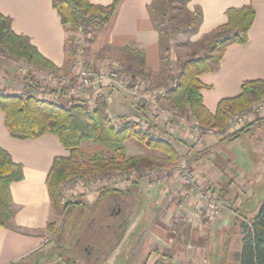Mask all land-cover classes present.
Segmentation results:
<instances>
[{
	"label": "crops",
	"instance_id": "0c3cea01",
	"mask_svg": "<svg viewBox=\"0 0 264 264\" xmlns=\"http://www.w3.org/2000/svg\"><path fill=\"white\" fill-rule=\"evenodd\" d=\"M89 1L108 5L113 0ZM152 2L153 0H118L115 11L105 26L96 33L89 49L120 56L122 49L129 46L144 53L146 72L153 75L161 72L163 76L172 69L175 71L178 60L169 59L170 63L166 67L165 60L162 59L160 34L150 15ZM247 4L252 5L255 11L254 21L248 30V40L243 44L229 45L218 68L199 76L204 84L200 90L202 101L212 113L216 111L222 98L232 97L240 92L243 81L264 78V0H188L185 4L189 12L200 13L199 24L192 40L201 38L225 23L227 8ZM0 13L11 18L12 30L29 37L43 56L58 67L66 64L67 33L52 0H0ZM9 68L12 69L10 66ZM26 83L13 72L3 89L9 92L26 90ZM111 97L109 108L112 114L122 116L131 113L137 117L144 116L160 131H166L167 128L161 121L146 117L144 109L136 106L127 91L114 90ZM257 118L247 132L235 138H224L223 135L212 133L193 141L185 137L178 126L172 127L173 133L169 141L177 150L178 156H187L194 173L212 189L222 196L233 198L231 208L225 210L220 217L210 224L199 221L190 223L192 206H181L179 198L173 196L169 188L162 184H149L145 179L138 180L126 191H95L88 194V199L93 201L95 208L87 211L78 204L75 210L80 208L82 213H96L99 204L103 205L112 198L125 200L131 207L130 210L127 209L130 218L126 230L108 255L104 253L98 259L89 255L84 258L70 255L64 259L60 245L53 237L50 238L53 233L55 235L56 228L49 230L47 227L48 223L56 220L57 214L48 195L46 176L53 159L56 156H67L69 152L53 134H45L36 139H17L10 136L0 110V148L5 149L14 162L20 163L23 171L22 179L9 184L13 216L10 228L0 226V264H116L124 252L133 255L147 241H150V245L146 246L149 251L157 255L156 250L159 249L162 254L173 259L174 263L190 264L189 260L194 259V254L198 253L203 264H226L225 252L235 234L241 244L243 225L236 217L239 215L251 219L262 202L257 200L254 204L250 203L253 199L252 193L250 194L251 181L252 187L255 188L256 185L251 180L254 177L247 179L253 174L256 175V168L264 169V160L254 163L249 156L252 146L261 155L264 154V137L253 145L255 130L264 126V113ZM241 136H246L251 143L249 141L243 145ZM90 142H82L80 150L83 144ZM147 152L144 147L138 153ZM153 153L159 155L157 151ZM141 185L148 190L149 205L138 211L130 197L127 198L124 194L131 195L129 193L139 189ZM261 185H264V176L260 181ZM84 197L82 193L80 198ZM243 210L245 214L242 213ZM77 222H80L79 219ZM238 225L241 234L237 233ZM82 231L80 228L77 230L79 233L76 239ZM135 231L140 233L137 243L131 237ZM84 247L82 253H85Z\"/></svg>",
	"mask_w": 264,
	"mask_h": 264
},
{
	"label": "trees",
	"instance_id": "16d2710c",
	"mask_svg": "<svg viewBox=\"0 0 264 264\" xmlns=\"http://www.w3.org/2000/svg\"><path fill=\"white\" fill-rule=\"evenodd\" d=\"M187 1L182 0L184 6ZM117 4L118 0H113L108 5L93 4L89 0H52V5L67 33L66 64L62 67H58L43 56L29 37L15 33L11 28V18L0 13V53L6 60L28 61L41 68L64 72L71 62L73 32L80 29L84 34L86 42L84 50L87 51L96 33L109 21ZM154 4L155 0L149 9L154 27L160 34V40L186 29L195 32L200 13L194 14L186 9L187 20L171 24L163 16L160 20L153 17ZM225 14L226 22L194 42L195 49L191 47V52L178 60L176 70L167 74L175 80V85L167 89L164 98V103L169 108L196 120L204 130L213 129L220 134L226 132V122L232 114L245 110L264 97V78H258L243 81L240 92L235 96L222 98L214 113L210 112L202 101L200 90L204 84L199 76L218 68L229 45L243 44L248 40V30L255 18L254 7L250 4L229 7ZM163 45L161 40V46ZM197 49L200 51L196 52ZM120 58L127 62L128 68L132 66L137 69L133 71L134 73L145 75L143 52L126 46L122 49ZM162 59L168 67L170 62L168 49L165 47L162 49ZM164 82L165 80H161L159 83ZM25 87L29 92L25 96L6 93L0 89V110L10 136L17 139H36L45 134H53L68 150L67 156H56L53 159L46 176L48 195L57 214L63 213L68 205L74 207L71 211L73 212L75 206L80 204L75 202L62 205L60 202L62 187L69 178L102 177L130 169L164 167L173 164L179 158L177 150L169 140L143 132L136 128L134 123L113 125L106 114L107 106L103 99L98 100L96 106L90 110L82 102L67 98L68 91L65 87L51 91L53 100L37 98L38 87L32 81H28ZM62 98L67 99V104L60 102ZM253 123L254 121H250L238 130L226 133L224 138H235L247 132ZM130 139L142 144L148 152L128 153L126 142ZM84 141L99 144L108 150V153L97 151L88 156L83 155L80 146ZM153 151L159 152V155H155ZM22 177V165L14 162L10 154L0 148V226L11 227L13 210L10 206L9 184ZM242 225L238 264H264V198L257 213L250 219V224ZM54 226V222L47 225L49 230ZM74 226V230L77 231L80 223L75 222ZM116 244L109 247L105 255L112 252ZM161 257L153 264H166Z\"/></svg>",
	"mask_w": 264,
	"mask_h": 264
},
{
	"label": "built area",
	"instance_id": "2783aa9c",
	"mask_svg": "<svg viewBox=\"0 0 264 264\" xmlns=\"http://www.w3.org/2000/svg\"><path fill=\"white\" fill-rule=\"evenodd\" d=\"M86 42L84 34L80 29L72 34V55H71V76L64 75L53 70L38 67L32 63H27L23 71H30L32 81L37 85L36 93L39 99H49L51 97L48 92L51 88L58 90L65 87L68 91V98L82 102L88 109H93L98 100L102 99L106 104V114L113 125H121L129 122L134 123L136 128L143 132H147L159 138L167 139L163 134L159 133V129L155 124H150L144 117L116 116L110 111L111 96L110 89L115 87L127 90L133 95L135 104L141 106L149 112V114L161 121L168 136L173 126L181 128L184 136L196 141L200 137L208 133H215L213 129L204 130L201 125L194 119L169 108L164 103L167 95V89L175 85V80L171 77L165 78V82L155 83L141 75L130 73L119 60L102 56L96 57L85 52ZM103 66V67H102ZM103 71H99V68ZM3 92H9L3 89ZM104 90V91H103ZM106 90V91H105ZM20 95H27L28 90H20L16 92ZM45 94V95H44ZM264 111V100H258L249 108L232 114L226 122V132H234L244 126L249 121L260 115ZM220 135V134H219ZM150 177L154 179H150ZM145 179L151 184L159 182H167L173 188L171 194L177 196L182 203L187 200L193 202L196 206L205 208V217L209 220L219 215L221 208L225 207L229 201L226 197H222L213 192V189L205 183L190 168V160L187 156H180L176 163L171 167H151L148 169H130L121 173L110 176L98 177H72L63 185L62 201H72L74 198V190L86 186L98 192L103 189L124 190L138 180ZM68 184H70L68 186ZM68 186V187H67ZM66 195H65V193ZM82 194V192H80ZM69 198L65 199V196ZM72 197V198H71ZM207 214V215H206ZM248 224H250L248 222Z\"/></svg>",
	"mask_w": 264,
	"mask_h": 264
},
{
	"label": "rangeland",
	"instance_id": "374dc122",
	"mask_svg": "<svg viewBox=\"0 0 264 264\" xmlns=\"http://www.w3.org/2000/svg\"><path fill=\"white\" fill-rule=\"evenodd\" d=\"M154 6H155V10H154L153 17L157 18L159 20L161 19V16H163V17H165V20L168 21L169 23L179 24V23L185 22L188 18L187 17L188 11L186 10L185 6L183 5L182 0H167L166 2H165V0H155ZM193 34H194V31L192 32V30L186 29V30H183L180 32H175L170 37H162L161 38L162 44H164L163 46L168 49L169 59L172 58L173 61H174V59L179 60V59L187 56V54H189L191 52V47H192V49H195L193 43L198 41L200 38L197 40H192ZM163 46H162V49H164ZM199 51L200 50L197 49L196 52H199ZM85 52H87L89 55L96 56V57L109 56V57L115 58L117 60L120 59L119 62H121L124 65V67L130 73H134L133 71L137 70L135 67H132V66L128 68L127 62L126 63L123 62L122 59L120 58V56H113V55H109L107 53H101V52L99 53L98 51H92L89 48ZM5 60L6 59L0 53V87L1 88L9 80V78H11V75L13 74V72L15 75L21 76V78L24 79L26 82L32 81V75L29 74L30 71L24 72L23 68H22V67H25V65L28 63V61L6 60L7 61L6 62ZM3 61H5V62H3ZM6 63H7V65H6ZM9 66L12 67V69H10ZM102 67L99 68V71H103ZM72 71L73 70H72L71 64H69L66 71H64V72L59 71V73H63L64 75H69V74L71 75V73H73ZM172 72H174L173 69L171 70L170 74ZM134 74H136V73H134ZM144 74L145 75H141V77L143 76L144 78H147L150 81H153L155 83H159L161 80H164L165 78L169 77V75H167V74L162 76L161 72L153 75V74H150V72H146L145 70H144ZM137 75H140V74H137ZM72 76L73 75H71L69 77L72 78ZM53 90L55 91V89L51 88V90L48 91L51 93V97L49 95H46L49 98H52V100L54 99V96L51 92ZM114 90L118 91V90H125V89L118 88V87H115L114 89L112 88V89L108 90V91H110V96L112 95V92ZM6 91H8V90H6ZM125 91H127V90H125ZM128 93L131 95L130 92H128ZM68 97L69 96L67 94V98ZM131 97L133 99V95H131ZM42 99H44V98H42ZM44 100H49V99H44ZM259 100H261V101L264 100V97L259 99ZM111 101H112V97H111ZM133 101H135V99H133ZM60 102L63 104H67V99L62 98V99H60ZM141 105L142 104H140V103L138 104V106L142 107ZM136 106H137V104H136ZM143 109L146 112V117L148 116V118L150 117L152 120H156L155 118H153L149 114L147 109H145V108H143ZM111 113H112V111H111ZM262 113H264V111ZM127 116L130 117V116H133V114L129 113L127 115H122L121 117H127ZM258 116H255V118L252 119V121H255L256 119H258L257 118ZM138 117H141V116H138ZM142 117H144V116H142ZM179 129H181V128L179 127ZM159 133L163 134L167 138V140H171L170 135L173 133V130L170 131L169 136L162 131H159ZM226 133H228V132H224L222 134L215 132L214 134H218V135L220 134V135L224 136ZM208 134H210V133H208ZM205 135H207V134H205ZM263 137H264V126L259 127L255 130V132L253 134V145L257 144V140H261ZM244 139H246V136H241V141H243L242 142L243 145L246 144V142L248 143L250 141L248 138L246 140H244ZM133 142H135V139H130L126 142V146L128 145L126 148L128 153H138V152H141L144 150V147L142 145H139L138 143H133ZM250 143H251V141H250ZM97 151L108 153V150L103 148L101 145L95 144L93 142H90V144H83V146L81 147V153L83 155H86V156L91 155ZM249 156H250V159L252 161H254V163H257L258 161L262 162L264 160V154L261 155L260 152L258 150H256L254 146L250 147ZM175 163L176 162H174L171 165L164 166V167L169 168L172 165H174ZM190 168L192 169L191 163H190ZM146 169H148V168H146ZM192 171H193V169H192ZM254 172H257L256 175L250 174L251 177L250 176L247 177V179L254 177V179H251V180H254L255 185H256L255 188L252 187L253 183L251 181L250 194L252 193L251 195L253 198L250 202L251 204L256 203L257 200H263V198H264V185L260 186V181L264 176V169L256 168ZM195 175H197V174H195ZM151 179H154V178L150 177L149 180H151ZM66 181L64 182V184L66 183ZM149 184H151V183H149ZM155 184L164 185L166 188H169L170 193L173 191V188L170 185H167L166 181L155 183ZM69 185L70 184H68V186ZM131 185H129L128 187H130ZM128 187H126L124 190L126 191ZM62 190H63V187H62ZM124 190H121V191H124ZM80 192H82L85 195L84 199L80 198V196L82 195ZM92 192H94L93 189L88 188L86 186H83L81 188L77 187V189L74 190L75 195L73 196L74 199L72 201L63 202L62 198H61L60 202L62 205H67L69 203L78 202V203H80L79 204L80 208H83L84 210L90 211L89 209L96 207V205L95 206L92 205L93 201L88 199V194H90ZM213 192L219 196H222L218 192H216L214 189H213ZM64 193H65V191H64ZM129 194H131V195L124 194V196L127 198L130 197V199L134 202V204L136 206V208H135L136 210H138V211L141 210L143 208V206L146 208L148 207V205H149L148 190L146 188H144V186H142V185L139 186V189L132 190ZM65 195H66V193H65ZM61 196H62V193H61ZM131 196H132V198H131ZM222 197H226V196H222ZM67 198H69L68 195L65 196V199H67ZM226 198L228 199L229 203L225 207L221 208L219 215H217L216 218H213L212 220H209V218L207 216L205 217V211H204L205 208L196 206L190 200H187L184 203H182V201H180V203H181L180 205L181 206L182 205L192 206V211H191V213H192L191 221L192 222L190 221V223H193V221H199L202 224H205V223L210 224L212 221H214L215 219L220 217L222 215V213H224L225 210L230 209L231 206L233 205V198L228 196V195ZM121 202H122V204H124L126 206L127 209H129V210L131 209V207H129V204H127L125 200H121ZM107 205L108 204L106 202L103 205L99 204V206L97 207L99 209L96 211V213H94L92 211L90 213H87V212L82 213L83 211H81L80 208L78 210H74L73 212H71L74 207H70V205H68V207L65 208L63 213H61V214L56 213L57 217H56V220L54 221L55 226L53 227V228H56V231H55V235L53 236V234H54L53 233L52 236H50V238L53 237L52 239L56 240V242L60 245V247H61L60 250L62 251L61 253H62V256L64 257V259L68 258L70 255L73 257L80 255L81 258H84V255L82 254L81 251H82V248L85 245H87V243H89L88 247L90 249L91 248L90 246L95 241V239H93L95 236L98 237L97 239H102V238L104 239V238H106V236L109 235V229H107L105 224H107L110 221L107 220V218H105L102 214H101L102 216L101 215L98 216L99 217L98 219H100V221H97V217H96V222H93L91 224V226L89 227V229L83 230V227L87 224V221H89V218H90L89 215L98 214L100 211H102V207L107 206ZM242 213L245 214V211L243 210ZM236 218L238 219V222H240V223H248V222L250 223V219H248V218L241 217L239 215ZM78 219L80 221L79 222L80 223L79 228L81 230H83L82 232L84 235V237H83L84 241L75 245L74 240L76 239V236L78 235L79 232L74 231V227H75L74 224H75V222L78 221ZM101 223L103 224L102 230H100L98 228V225ZM238 232L241 234L240 229H239V225H238V229H237V233ZM139 235H140V233L136 232V231L134 233H132L131 234L132 240L137 243ZM147 245H150V241H147V243H145L144 247L142 249H140L137 253L134 252L133 255H131V254L129 255L127 252H124V255L122 257H120L118 263H116V264H144L145 262H147V264H153L154 261L157 260L158 258H160L161 256H162L161 259L166 264H179V263H174L173 259L171 260L169 257H166L167 255L163 256V254L161 253V251L159 249L156 250L157 255H156V253H153V251H149L148 250L149 248H146ZM240 246H241L240 239H239L238 235L235 234L231 239L229 248L225 252V257L227 260L226 264H238V254L240 251ZM187 249H190V248H187ZM149 254H151V255L147 260L146 256ZM198 256H199L198 253L194 254V259L189 260L190 264H203L201 262V260L198 258ZM76 264H84V263L80 262V263H76Z\"/></svg>",
	"mask_w": 264,
	"mask_h": 264
},
{
	"label": "flooded vegetation",
	"instance_id": "af4514ba",
	"mask_svg": "<svg viewBox=\"0 0 264 264\" xmlns=\"http://www.w3.org/2000/svg\"><path fill=\"white\" fill-rule=\"evenodd\" d=\"M107 206L102 207V211H100L98 214L89 215V221H87V224L83 227V230L89 229L91 224L93 222L100 221L98 219L101 214L107 218L110 222H108L106 225L107 229H109V235L106 236V238L97 239L98 237L95 236L93 239L95 241L90 246L91 248H87L89 246V243H87V247H84L85 253H82L85 257L87 255L92 256L95 259L100 258L103 256V254L106 252V250L111 247L112 245L118 243L128 225L129 222V216L127 215V208L124 204H122L121 201H119L116 198H112V200L107 202ZM110 206V207H109ZM101 215V216H102ZM98 228L100 230L103 229V224H99ZM97 228V229H98ZM105 228V227H104ZM84 235L81 233L77 239L74 240L75 245L78 243H81L84 241ZM97 239V240H96ZM151 254L146 256V259L150 257ZM155 257V256H154ZM155 262V261H154ZM102 263V262H101ZM144 264H147L145 262Z\"/></svg>",
	"mask_w": 264,
	"mask_h": 264
}]
</instances>
